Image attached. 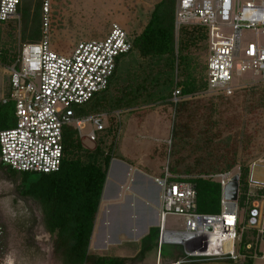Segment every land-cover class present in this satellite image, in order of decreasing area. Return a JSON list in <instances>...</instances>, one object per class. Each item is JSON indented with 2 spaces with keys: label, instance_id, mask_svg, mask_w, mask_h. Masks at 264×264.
I'll return each instance as SVG.
<instances>
[{
  "label": "built area",
  "instance_id": "2783aa9c",
  "mask_svg": "<svg viewBox=\"0 0 264 264\" xmlns=\"http://www.w3.org/2000/svg\"><path fill=\"white\" fill-rule=\"evenodd\" d=\"M20 3L21 0H0V22L19 18ZM43 10V39L21 45L15 64L7 68L8 92L0 97L3 104L13 101L16 108L15 127L0 131V160L19 173L38 175L60 170L66 127H75L80 138L97 142V133L106 129V114L77 119L75 107L107 90L117 60L128 54L134 44L129 32L114 22L104 40L79 42L72 53L61 55L51 49L48 40L50 0L45 1ZM183 26L208 29L207 92L231 97L236 92L235 77L248 72L261 75L264 80V40L243 44V30L264 38V0H176V42ZM180 90L173 94L174 104L183 100ZM116 115L119 117L120 112ZM86 124L93 130L83 135ZM258 167H264V159L250 163L246 191L248 225L257 242L264 241V183L252 181L253 170ZM236 175L241 178L240 167L212 176L222 191L220 212L215 215L196 212V189L192 183L174 180L178 177L168 169L154 178L161 189L160 247L167 216L184 218V255L174 264L245 263L248 255L240 256L235 250L237 241L242 240L240 189L237 201L225 198V188ZM253 248V244L246 245L248 252Z\"/></svg>",
  "mask_w": 264,
  "mask_h": 264
},
{
  "label": "trees",
  "instance_id": "16d2710c",
  "mask_svg": "<svg viewBox=\"0 0 264 264\" xmlns=\"http://www.w3.org/2000/svg\"><path fill=\"white\" fill-rule=\"evenodd\" d=\"M22 4L23 0L18 12L21 16V26L23 24L24 27L22 29L24 41L39 43L43 39L41 18L43 2L36 3L34 12H31L27 4L24 6ZM175 6L176 0H160L154 6L150 19L140 34L133 36L124 27L133 38V49L117 60L116 71L107 90L95 95L88 103L75 107L77 119L116 112L115 110L121 111L124 106H131V101L136 97L146 96L148 100L145 102H158L163 104L166 111L174 112L173 135L175 141L179 143L174 145V149L179 150L197 137L194 127L200 123H205L207 128L210 127L206 128L204 133L210 134L211 139L220 137V134L219 131L211 133L209 129L223 123L226 130H232L241 124L243 116L239 113L238 105L226 96L218 95L221 101L219 110L204 106L201 100L183 99L207 91L209 55L201 77L198 72L199 64L193 53L201 44L207 47L209 52V32L204 27L183 26L176 42ZM15 22L14 20L0 22V29L7 28L6 37L0 38V67H11L17 60L19 46L15 37L17 29ZM130 69H133L132 74ZM178 74L181 75V81H178L180 76ZM124 81L127 83L119 90ZM176 87H180L183 100L174 104L171 100ZM112 90L116 95H113ZM251 99L252 108L264 109V91L255 93ZM86 106L88 108L83 109ZM204 108L207 111H203ZM213 111L218 112L217 119L214 118ZM111 118L113 123L119 124L117 120L120 116L115 114ZM15 125V103L9 101L3 104L0 101V131L13 128ZM63 148L62 165L56 173L41 175L19 173L1 161L0 167L13 176L18 174L22 176L23 194L40 204L45 229L53 238L54 252L61 258L63 264H127L131 260L98 257L89 252L112 155L100 156L101 149L96 147L94 153L96 159L90 160L88 164L84 163L81 157L83 145L74 127L65 128ZM215 148H218L212 153L215 161L206 169H201L198 177L184 179L177 176L178 165L184 161L181 157L169 167L170 174L178 177L174 180L189 182L195 186L196 212L199 214L215 215L220 212L221 186L212 176L232 171L238 163L235 146H225L221 149L219 145H215ZM248 177L249 165L241 168L240 178L239 206L247 207V211H249L246 202ZM160 232V228L153 227L141 239L140 252L135 262L142 260L147 253L158 247ZM250 242L254 241L248 243ZM247 264L254 262L249 260Z\"/></svg>",
  "mask_w": 264,
  "mask_h": 264
},
{
  "label": "rangeland",
  "instance_id": "374dc122",
  "mask_svg": "<svg viewBox=\"0 0 264 264\" xmlns=\"http://www.w3.org/2000/svg\"><path fill=\"white\" fill-rule=\"evenodd\" d=\"M40 1L44 5L46 0H23L22 5L27 4L31 8V12H34L36 3ZM158 2L160 0H50L51 28L48 40L51 49L61 55H68L73 52L79 42L104 40L109 35L111 24L114 22L125 27L133 36L140 34L148 23L151 12ZM42 15L41 18L43 20ZM14 21H16L15 26L17 27L15 37L18 40L19 54L21 45L29 43V41H24L22 30L24 27L23 24L21 26L20 14L19 18L14 19ZM227 31L229 32V30ZM6 32L7 28L5 27L4 30L1 27V39L6 37ZM257 40L262 43L264 38L256 36L254 31L243 30L244 45L256 42ZM177 48L178 43L176 44ZM193 54L199 64V76L202 77L206 59L209 55L208 48L201 44ZM132 73L133 69H130V74ZM181 80L180 75L178 81ZM234 82L236 92L228 98L238 105L239 113L243 116L242 121L239 126L232 130H226L223 123L209 129L211 133L219 131L220 137L211 139L210 134L204 133L207 125L200 123L194 127L197 131V137L186 143L183 149H174V145L179 144L175 141L173 135L174 112L170 110L166 111L163 104L158 102L147 103L145 100L147 101L148 97L139 96L131 101V106L126 105L121 111L105 112L107 116L105 126L107 129L105 132L97 133V143H93L85 137L80 138L83 145L81 153L83 162L88 164L90 160L96 159L94 154L96 147H100L101 149L100 156L106 154L112 155L111 172L109 168L106 179L108 181V177L111 178L110 182H108V187H111L114 184L113 176H122L121 171L117 169L120 167L121 161L131 167L128 177V182L130 183L131 175L137 178L140 174H163L166 169L169 170L173 162H177L179 157L184 161L179 163L181 165L177 164L179 166L177 176H181L184 179L198 177L201 169H206L208 165H211L215 161L214 154H212L216 149L218 150V148H215V145H219L221 149L225 146L236 147L238 163L234 169L246 167L255 160L264 159V109L258 110L252 108L251 105V97L255 93L264 91V80L261 75L248 72L241 77H235ZM8 83L9 73L7 68L0 67L1 94L8 92ZM126 83V81L122 82L119 90ZM177 89H180V87H176L174 92ZM112 93L116 95L114 91ZM183 99L201 100L206 107H213L216 110L221 109L220 96L206 90L195 96ZM86 108L88 107L86 106L83 109ZM204 109L203 111H207L206 108ZM118 112L122 113L117 120L119 124L116 125V122L113 123L111 117L115 116ZM217 113L214 112L215 119H217ZM86 117L88 116L84 118ZM218 120H220L219 117ZM92 130L93 127L90 124H86L83 135L89 134ZM235 173H237V170H235ZM35 177L36 175H34ZM23 186L24 182L21 175L13 176L0 167V201L8 204L12 213L27 217L34 222V233H36L38 238L37 241H40L38 246L41 251L38 257L28 264H63L61 258L54 252L53 238L45 229L40 204L33 198L23 194ZM123 203V211L118 215L115 224L108 230V237L110 241H121V243L138 245V242H135L141 241V203L138 202L137 198L134 201L124 199ZM240 210L242 219L239 235L242 240L237 241L235 250L238 255L244 257L245 254L249 253L246 251V245L254 235L248 225L247 207L240 208ZM102 211L103 208L96 220L95 241H102L101 233L103 230L100 226L103 216ZM166 221L167 226L177 231L184 229L183 217L168 215ZM101 246L100 243L92 247L90 246L89 252L95 254L92 252L94 251V247L95 249L99 248V250L103 248L99 254L95 255L107 258L115 257L116 254L113 248L109 249ZM261 250L264 254V241L261 243ZM156 257V252L149 253L146 263L153 264L155 260L157 262ZM127 264L136 263L131 260ZM161 264H165L163 260H161ZM255 264H264V259H256Z\"/></svg>",
  "mask_w": 264,
  "mask_h": 264
},
{
  "label": "crops",
  "instance_id": "0c3cea01",
  "mask_svg": "<svg viewBox=\"0 0 264 264\" xmlns=\"http://www.w3.org/2000/svg\"><path fill=\"white\" fill-rule=\"evenodd\" d=\"M3 94L0 93V97ZM119 169L122 173V176L111 175L114 177V184L111 187H108V182H110V177H108V181L106 180L104 192L99 208V213L101 212L102 208V220H101V227H102V241H95L96 234V226L94 228L93 236L91 239L90 246H94L100 243L101 247H107L109 249L115 250V257L114 258H124L133 260L134 262L137 260L138 254L140 252V242L138 245H133L131 243H121V241H110L108 230L115 224V220L118 218L120 212L123 211L122 206H124L123 202L125 200L134 201L137 198L138 202L141 204V217L140 223L142 224V228H140V239L144 238L148 233L149 230L153 227L160 228L161 231V221H160V210H161V189L154 183V178L161 177L158 173L148 175V174H140L135 178L131 175L130 183L128 182L129 171L130 168L127 166L126 163L121 161ZM111 172V167H110ZM104 206V207H103ZM98 213V214H99ZM248 216V212L246 214ZM167 221L164 223V231H171V232H181L173 229L166 224ZM161 233V232H160ZM252 241L253 238H251ZM263 241H254L248 244H253V251L249 252L248 258L246 259L244 264H247L249 260H253L255 264V260L258 258L264 259V254L261 250V243ZM162 246L158 247L151 252H156L157 254V262L153 264H158V261L163 260L165 264H174L178 260H180L184 255V246L182 245H174V244H162ZM103 248L99 250V248L94 247L95 254H99ZM149 252V253H151ZM147 253L146 256L142 260H138L135 262L136 264H147ZM256 253V254H254ZM255 255V256H254ZM151 264V263H150Z\"/></svg>",
  "mask_w": 264,
  "mask_h": 264
},
{
  "label": "flooded vegetation",
  "instance_id": "af4514ba",
  "mask_svg": "<svg viewBox=\"0 0 264 264\" xmlns=\"http://www.w3.org/2000/svg\"><path fill=\"white\" fill-rule=\"evenodd\" d=\"M34 232V222L12 213L10 206L0 201V264L33 262L41 251Z\"/></svg>",
  "mask_w": 264,
  "mask_h": 264
},
{
  "label": "water",
  "instance_id": "95a60500",
  "mask_svg": "<svg viewBox=\"0 0 264 264\" xmlns=\"http://www.w3.org/2000/svg\"><path fill=\"white\" fill-rule=\"evenodd\" d=\"M252 181L264 183V167H258L253 170ZM239 189L240 176L236 175L225 188V198L230 201H237ZM186 237V234L181 232L164 231L162 235V244L181 245Z\"/></svg>",
  "mask_w": 264,
  "mask_h": 264
}]
</instances>
